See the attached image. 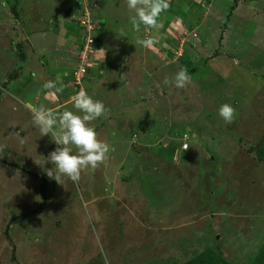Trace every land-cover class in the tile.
Masks as SVG:
<instances>
[{
    "label": "rangeland",
    "instance_id": "obj_1",
    "mask_svg": "<svg viewBox=\"0 0 264 264\" xmlns=\"http://www.w3.org/2000/svg\"><path fill=\"white\" fill-rule=\"evenodd\" d=\"M192 1L136 32L126 0H0V264H182L206 249L249 264L264 243V0ZM84 7L103 58L78 87L56 61L79 42L61 21ZM150 37L153 48L136 44ZM182 66L190 83L165 84ZM81 88L109 110L92 123L115 150L59 184L45 160L57 145L30 106L78 112Z\"/></svg>",
    "mask_w": 264,
    "mask_h": 264
},
{
    "label": "clouds",
    "instance_id": "obj_2",
    "mask_svg": "<svg viewBox=\"0 0 264 264\" xmlns=\"http://www.w3.org/2000/svg\"><path fill=\"white\" fill-rule=\"evenodd\" d=\"M126 2L127 8L134 13L130 17V21L136 32L140 31L141 24L156 30L162 28L163 25L159 22L161 14L171 6L170 0H126ZM179 32H181L180 29ZM157 43L159 41L151 37L137 38L136 40V44L145 48H153ZM94 48L93 57L95 60L99 47L94 46ZM69 73L72 77L70 68ZM190 81L191 76L187 67L182 66L175 74L174 80L170 81L165 78L164 83H174L176 88L183 89ZM43 88L54 90L52 95L62 94L64 91L63 85L58 87L56 82L51 80L44 83ZM72 101L78 112L66 110L56 115L52 109L46 108L44 105L30 106L33 124L39 128L41 136L50 135L57 145L45 160L46 163H51L54 166L47 169V176L59 184H61L62 177H68L73 183H78L84 170L89 167L97 168L108 159L110 151L115 150L109 143L100 139L99 133L92 123L107 115L109 110L105 104L100 100H94L84 88H81L72 97ZM218 112L226 124L233 123L237 115L235 107L229 103L222 104ZM184 147L185 150L189 148L187 145ZM3 151L4 149L0 148V154Z\"/></svg>",
    "mask_w": 264,
    "mask_h": 264
},
{
    "label": "trees",
    "instance_id": "obj_3",
    "mask_svg": "<svg viewBox=\"0 0 264 264\" xmlns=\"http://www.w3.org/2000/svg\"><path fill=\"white\" fill-rule=\"evenodd\" d=\"M10 10H11L12 15L15 18L19 19V13H18V10H17V4L16 3L11 6ZM92 18L98 24H100L99 20H97L93 16H92ZM72 20H73V23H70V24L66 25V27H68L71 31L77 33V32H79V29L81 28L80 25H79L80 17H74V19L72 18ZM74 22H76V25H74ZM100 29H101V25L94 32V39H95L94 46L95 47H99L98 38L95 36V33L98 32ZM168 39H169V37H167L166 41H167V43H170V41H168ZM80 47H81V42L79 41V45H78L75 53H77L79 51ZM165 52L169 53L170 56H172V54H173L172 52L169 51V48H167ZM65 54L70 56L69 57L70 60H67L66 62L68 64H70L68 68L72 69L73 64L77 60V58H76L77 54H75V55H73L72 53H65ZM20 58H22V59L24 58V54L23 53H20ZM93 62L94 63L92 64V66L94 64H95V66H97L98 64H101V66H102V59H101L100 63H99V60L97 61V58ZM92 66L89 67V70H90V68ZM97 67H99V66H97ZM89 70L87 72L88 76H89ZM256 152H257V155H258V159L259 160H264V151L261 150V149H257ZM8 164L11 165V166H15L17 168L22 169V167H20L17 164H13V163H8ZM20 216H22V215H20ZM16 218H13V221L14 220L16 221ZM13 221H11V222H13ZM182 264H231V263H229L224 257H222L221 254H218V253L212 251L211 249H206V250L199 251L196 254V257H194V258H192V259H190L188 261H185ZM249 264H264V243L256 250L254 255L251 257V260H250Z\"/></svg>",
    "mask_w": 264,
    "mask_h": 264
},
{
    "label": "built area",
    "instance_id": "obj_4",
    "mask_svg": "<svg viewBox=\"0 0 264 264\" xmlns=\"http://www.w3.org/2000/svg\"><path fill=\"white\" fill-rule=\"evenodd\" d=\"M91 13L92 12L84 7L82 15L80 16L79 25L81 28L79 29L78 39L81 42V47L77 52V60L71 69V76L78 87H82V82L88 76V67L94 63V32L99 28V24L92 18ZM166 45L168 47L170 46L168 43H166ZM185 145L188 146V140L186 137H183V143L181 145L182 150H185Z\"/></svg>",
    "mask_w": 264,
    "mask_h": 264
},
{
    "label": "crops",
    "instance_id": "obj_5",
    "mask_svg": "<svg viewBox=\"0 0 264 264\" xmlns=\"http://www.w3.org/2000/svg\"><path fill=\"white\" fill-rule=\"evenodd\" d=\"M202 1H205V2H207V3H209L210 4V2L211 1H213V0H202ZM174 2H178V3H180L178 6H176V7H179L182 3H185V4H187V8H185L184 7V5H181V8H179V9H176L175 10V12H173L172 14H171V16L174 14V13H176L178 16H179V14L177 13V12H182L183 14H185L186 13V11L185 10H189L190 9V5L191 4H195V3H193V1L192 0H170V5H172V6H170V8L168 9V10H171L172 9V7H173V3ZM1 3H3V2H1ZM202 3V2H201ZM203 5H201L200 7H202ZM177 11V12H176ZM171 16H169L170 18H171ZM168 17V18H169ZM167 17H163L162 15H161V17H160V19H166ZM159 19V20H160ZM178 22H180V24H182L181 23V20L178 18ZM61 23L64 25V26H66V25H68L67 24V22H66V20L65 21H61ZM68 28V27H67ZM69 29V28H68ZM76 33V32H75ZM77 35H76V37L78 38V32L76 33ZM62 36V35H61ZM66 37V40H65V42H66V44L67 43H69L68 42V39H67V35H66V33L63 35V38H65ZM72 45H74V46H71V47H73V48H69L68 50L70 51V52H68V51H66V52H60V55H65V53H72L73 55H75V51H76V49H77V47H78V45H79V42H76V43H72ZM72 50V51H71ZM74 52V53H73ZM69 55H68V57L67 56H65V57H63V58H60V59H57V61H56V63H57V68H58V70H57V75H61V76H64V75H67V76H69L70 77V73H69V65L70 64H68L66 61L67 60H70L69 59ZM96 57H97V61L99 60V63L101 62V59L103 58V53H101L100 52V50L98 49V51H97V53H96ZM93 66H95V64L93 65ZM92 66V67H93ZM98 66V65H97ZM99 66H101V64H99ZM90 68V72H91V74L96 70V67L95 68ZM66 69V70H65ZM64 73H66V74H64ZM18 74V73H17ZM20 75H22L21 73L19 74V76ZM34 75V74H33ZM30 80L31 79H28L27 80V82L26 83H30ZM35 99L37 98L36 96L34 97ZM55 100V99H54ZM36 101L37 102H39V99H36ZM57 105H55V106H52L50 109H52V110H54L55 108H57L56 107Z\"/></svg>",
    "mask_w": 264,
    "mask_h": 264
}]
</instances>
